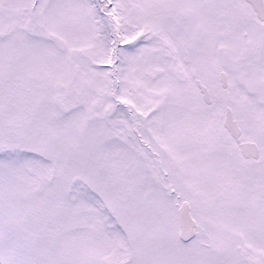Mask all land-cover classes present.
Returning <instances> with one entry per match:
<instances>
[{"label":"snow or ice","instance_id":"obj_1","mask_svg":"<svg viewBox=\"0 0 264 264\" xmlns=\"http://www.w3.org/2000/svg\"><path fill=\"white\" fill-rule=\"evenodd\" d=\"M0 264H264V0H0Z\"/></svg>","mask_w":264,"mask_h":264}]
</instances>
